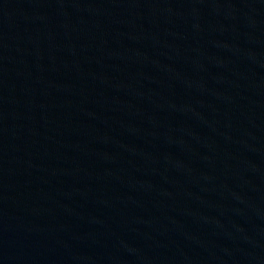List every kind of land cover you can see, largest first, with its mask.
Here are the masks:
<instances>
[{
    "label": "water",
    "instance_id": "95a60500",
    "mask_svg": "<svg viewBox=\"0 0 264 264\" xmlns=\"http://www.w3.org/2000/svg\"><path fill=\"white\" fill-rule=\"evenodd\" d=\"M0 264H264V0H0Z\"/></svg>",
    "mask_w": 264,
    "mask_h": 264
}]
</instances>
